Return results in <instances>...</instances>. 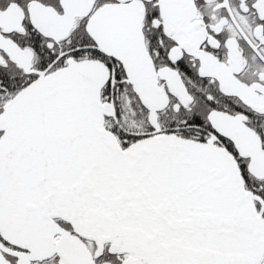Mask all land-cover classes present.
<instances>
[{
	"label": "snow or ice",
	"instance_id": "snow-or-ice-1",
	"mask_svg": "<svg viewBox=\"0 0 264 264\" xmlns=\"http://www.w3.org/2000/svg\"><path fill=\"white\" fill-rule=\"evenodd\" d=\"M0 264H264V0H0Z\"/></svg>",
	"mask_w": 264,
	"mask_h": 264
}]
</instances>
